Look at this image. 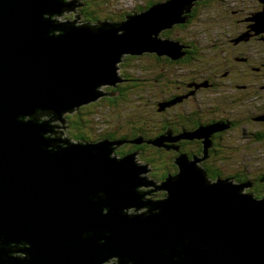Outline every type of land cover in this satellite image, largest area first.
Segmentation results:
<instances>
[{"label": "water", "instance_id": "95a60500", "mask_svg": "<svg viewBox=\"0 0 264 264\" xmlns=\"http://www.w3.org/2000/svg\"><path fill=\"white\" fill-rule=\"evenodd\" d=\"M74 4L0 0V264H264V197L198 164L222 124L148 140L177 151L172 142L204 138V156L177 153V172L159 186L139 175L150 170L137 152L115 154L124 140L62 135L67 113L114 96L99 88L123 81V56L182 55L157 35L183 22L192 0L157 2L121 22L54 18ZM252 19L264 30V11ZM158 190L164 199H144Z\"/></svg>", "mask_w": 264, "mask_h": 264}, {"label": "trees", "instance_id": "16d2710c", "mask_svg": "<svg viewBox=\"0 0 264 264\" xmlns=\"http://www.w3.org/2000/svg\"><path fill=\"white\" fill-rule=\"evenodd\" d=\"M83 1L84 5L88 2V0ZM108 1L109 0H97V4L94 5L92 9L88 10V14L85 17H88L95 22H101L103 20L108 22H121L125 19L129 12L143 11L155 3L154 1H149L144 6L134 7L131 11L123 13L119 18L111 16H104L103 18L96 12L100 10L101 6H105V3H108ZM211 1L215 4L213 8L207 6L208 2ZM89 2L94 4L95 0H89ZM230 2L231 0H194L193 4L189 7H185V11L181 14V17L184 18L183 22L176 23L161 32L162 36L178 41L182 46V55L177 59L172 60L166 55H157L156 53H145L139 55L140 57L125 55L122 57L121 63H119V66L122 68L124 67L122 62H130L134 59L138 60L143 56L153 60V65H151V67H141L139 69L135 68L136 74H133V72L127 73L123 68L121 69V74L124 80L123 82L118 83L114 88H110V90L108 89V92H111L114 96L111 101H105L109 105L107 108L114 109L117 105V100L120 101L119 103L126 102L127 99L124 95L125 91L138 89V92L143 94L146 90H148L149 96L161 99V102L173 101L165 109L167 110L169 116L172 117V120L163 117L164 119H161V122L157 125L158 129L151 135L144 134L148 124L147 121H143L140 126H134L133 124L137 123L135 121H128L131 127H134L132 132H125L124 134L119 135L116 133L115 129V134L113 131L103 132L102 134L100 133L97 135L98 137L96 138H117L124 140V144L118 151L119 154L135 150L144 162L149 163L151 167L160 170L157 177L160 180H163L168 175H174L177 172V168L173 164V159L176 157L177 153L185 154L189 158L193 156L198 158L204 156L203 142L199 138L179 139L180 141H178L175 145L179 148L177 151H174L172 149H166L162 146L148 144V140L163 135L167 131L178 135L184 131L195 132L197 129L211 124H222L223 129H218L209 136L210 146L207 148V157H205V159L201 162L203 168L206 170L208 177L211 179H215L220 176L232 178L236 182L249 183V189L253 190L251 194H253L256 198H261L264 197L263 170L257 168L253 169L251 176H249L250 178H248L246 173L248 171H246L243 164L237 161L238 150L243 148V146L247 149L246 147L249 144H247V142L252 141L253 144L251 145H254L264 139V131L262 130V127H257L258 125L264 123V107L253 105L251 101H249L248 104L245 103L248 96L259 93L257 90L259 89V84L251 85L256 87V89L250 85H246V83L244 85H236L237 88H240V86H244L246 88H243L241 91H237L239 94L236 99L229 98L232 101L227 99L228 97L217 95L212 98V108H205L204 106L198 105L193 99L194 92L199 90H202L203 92L209 91L212 87H218L221 83L211 81L214 78L211 73V70H214L213 65L210 64L208 60L205 61L207 55L205 51L202 50L203 46L198 43L197 40L187 39L188 37L185 38V36H183L184 32L172 37L173 29L180 28L188 30L197 18H200L201 20H197L196 22L205 21L209 18L212 19V17H227V9L229 8ZM82 10L80 9V12H83ZM91 15H93V18ZM238 27L240 31L243 29L241 25H238L237 28ZM225 33L226 31L224 29H219L218 36H224ZM235 33L237 34L235 35L236 38L239 33H237V31ZM244 37L245 36H243L242 39H244ZM245 40L249 41L248 44L251 41H255L264 47V40L260 34H255L253 38L248 36ZM245 46L247 47V45L242 42L237 44L235 43V46L230 47V53H228V55L220 52H214V54L211 55V57L214 56L215 58L214 62H217L220 66L223 65V69L219 71L218 75L221 76L220 79L222 82L227 83L228 81H234L238 78H245V80H250L251 82L257 78H264V70H259L260 66L258 65L261 64V61L256 64L252 61V59H249L248 56L244 55L243 52L245 50ZM199 62L204 64V68H200L198 72H195L198 68V66L195 65ZM248 71H252V75L246 74ZM184 77L188 78L189 81L184 83L182 81ZM262 82H264V79ZM214 83H218V86H213ZM190 84L191 86H189ZM187 94H190V97H187ZM130 102L134 104V100H131ZM231 103L233 106L228 107ZM237 105L239 106L237 107ZM127 110L130 113L133 112V108L126 109L125 111L127 112ZM165 110H163L164 113ZM76 111L77 116L79 114V118L73 120V117H71L72 115H67L65 124L78 131L81 129L82 132L73 133L70 139L75 142L80 140L93 141V137L87 136V130L84 128L88 127V124H92V121H89V117L93 115L94 110L91 109V106H86L83 107V109L79 108ZM115 112L117 114L116 109ZM124 112L121 113L124 114ZM81 115L87 118V120L80 117ZM236 115L241 116L242 118L235 120ZM186 116L188 117V120H182V117L184 118ZM241 121H244V123L247 124V131L243 135L239 128V122ZM76 123L81 125L77 126L78 124ZM152 123L155 122L152 121ZM253 125L255 127H253ZM233 130H236L233 134V142L228 144L224 143L227 142V139L224 141V137L229 136V132ZM137 139H141L142 143L134 145L129 143V141ZM164 144L166 145V143ZM227 163H231V168L235 170L224 172L223 169H220L221 166L223 167ZM158 194L159 197H163L162 192H159Z\"/></svg>", "mask_w": 264, "mask_h": 264}, {"label": "rangeland", "instance_id": "374dc122", "mask_svg": "<svg viewBox=\"0 0 264 264\" xmlns=\"http://www.w3.org/2000/svg\"><path fill=\"white\" fill-rule=\"evenodd\" d=\"M67 1L69 0H65V2ZM149 1H154L155 4L157 3V1L163 2L162 0H109L108 3H105V6H101L100 10L97 11L96 13L100 14V16H102L103 18L104 16L105 17L111 16V17L119 18L122 16L123 13L131 11L134 7L144 6ZM83 2H84L83 0H76L74 4L75 5L74 8H70L66 11H63L61 15L55 16L54 18L57 21H61V22L71 21L75 25H80L84 21L91 23V24H95L94 20L88 17H85V16L88 14V10L92 9L93 6L97 4V0H95L94 4L90 3L89 0L86 5H84ZM192 2H194V0H192ZM207 6L213 8L215 4L213 3V1H211V2H208ZM80 9L81 10L84 9L82 10L83 12H80ZM263 11H264V0H258V1L257 0H231L229 8L227 9V17H218V18L212 17V19L209 18L208 20H205V21L196 22L197 20H201L200 18H197L196 21L193 22V24H191V27L189 26L190 29L188 30L180 29V28L173 29L172 37L184 32L183 36H185V38L188 37L187 39L197 40V42L203 46L202 50L205 51L207 55L205 61L208 60L210 64L213 65L214 70L212 69L213 71L211 70V73L217 76L216 78H213V80L211 81H216V82L221 83L220 86H218L217 88H211L209 91L194 92L193 99L195 100V102H197L198 105L204 106L205 108H212V104H213L212 98L216 97L217 95H223L225 97H228L227 99L229 98L236 99L237 95L239 94L237 93V91H241L239 90V88H237L236 85H244L246 83V85L251 86V85H256V84L260 85L261 83H264L262 82L264 78H257L256 80H252L251 82L250 80H245V78H238L234 81H228L227 83L222 82L220 79L221 76H218V75H219V71L223 69V65L220 66V64H218L217 62H214V59H215L214 56L211 57V55H213L214 52H220L222 54L228 55V53H230L231 46H235V43L237 44V43L242 42L247 45V47L245 46V50L243 52L244 55L252 59L254 58L260 59V61L264 60V47L255 41H251L248 44L249 41L245 40V38H247L248 36L253 37L254 36L253 33L261 34L264 39V30L260 29V31L256 33L251 27L252 25L254 26L256 24V22L252 19L254 17V14H260ZM130 13L132 12H129L128 14ZM181 14H183V12ZM91 17L93 18V15H91ZM244 23L246 24L247 28L243 27V29H241L240 31L239 27L237 28V26L238 25L242 26ZM219 29H224L226 31L224 36H218ZM236 31L237 33H239V35L236 36L235 38V35H237L235 33ZM157 36L159 38L161 37L166 38L162 36L161 33H158ZM243 36H245L244 39H242ZM213 41H216L217 45H212ZM145 53L146 52H144L143 54ZM135 57H140V56L135 55ZM119 63H121V61L117 63L118 66H119ZM122 63L124 64L123 65L124 67L122 68L127 73L133 72V74H136L135 73L136 69H139L141 67H144V68L151 67V65H153V60L143 56L141 59H138V60L134 59V60H131L130 62H122ZM195 66H198L197 70L194 69L195 72L196 71L198 72L200 68L201 69L204 68V64L200 62L197 63ZM122 68L121 66H119V69L117 70L119 72V75L121 76H122L121 74ZM251 73L252 71L246 72V74H251ZM121 78L123 79V77ZM182 81L185 83L189 81V79L184 77ZM150 83H153V82H150ZM105 87L106 86L103 85L99 89L101 91L103 90V92L106 91L105 93H108L109 90L106 89ZM259 91L260 92L258 94L248 96L247 99L245 100V103L248 104V102L251 101L253 105L259 106L263 104L264 103V88ZM261 91H263V93ZM148 92L149 91L146 90L142 94L138 92V89L131 90V91H125L124 95L127 99L126 102L119 103L120 101L117 100V105L114 109L107 108L109 106L107 102L111 101L113 96H101V97L96 98L93 101H90L91 103L90 102L83 103V106L79 107L80 109H83V107H86L89 104V107L91 106V109L94 110L93 115L89 117V121H92V124H88V127L84 128L85 130H87V136L93 137L94 140L91 142H98L102 140V139L96 138L98 137L97 135H99L100 133L102 134L103 132L113 131L115 134V129H116V133L119 135L124 134L125 132H132V129H134V127H131L128 121L137 122L133 124L134 126L135 125L140 126L142 125L141 123L143 121L145 122L147 121L148 124L146 126V130L144 131V134L151 135L153 134L154 131L158 129L157 125L158 123L161 122V119L162 120L164 119L163 117H166V119L169 118L170 120H172V117L169 116L167 110H165L168 106H164L163 109L159 110V106H157V104L161 102V99L153 98V96H149ZM183 94H186V93H183ZM186 96L190 97V94H187ZM131 100H134V104L130 102ZM232 106L233 104H229L228 107H232ZM238 106L239 105H237V107ZM132 108H133V112L131 113L128 110L127 112L125 111L126 109H132ZM115 109L117 111V114L115 112ZM163 110H165V113L163 112ZM76 112L77 111L74 110L72 113H67V115H70V116L72 115L71 117H73V120H76L79 118V114L77 116ZM121 112L122 113L124 112V114H122ZM80 117H82L84 120H87V118H85L83 115H81ZM241 118H242L241 116L236 115L235 120H239ZM152 121H154L155 123H152ZM239 123H241L239 127L240 130L242 132L245 131L247 124H243L244 121H241ZM80 125L81 124H78L77 126H80ZM260 126L262 127V130L264 131V123L261 125H258L257 127L259 128ZM253 127L255 126L253 125ZM235 131L236 130L229 132L230 135L224 137V141L225 139H227V142H224V141L223 142L226 144L233 142V136H234L233 134L235 133ZM80 132H82L81 129L78 131L64 124L62 135L65 139H67V138H71V135H73V133H80ZM201 140L203 141L204 138H201ZM166 143L168 146L171 145V142H166ZM175 144H176L175 142H172V145H175ZM247 144H248V146L246 147L247 149H245L244 148L245 146H243V148L238 150L237 161L244 165V167L246 168V171H248L246 172L247 176L248 178H250L249 176H251V172L255 168L261 169L263 170L262 172H264V159H263L264 158V139H262L261 142H258L254 145H251L253 144L252 141L247 142ZM131 145H134V144H131ZM121 147H122V144H120L118 147L114 149V152L116 155L119 153L118 151ZM134 152L136 151L133 150L132 153ZM138 155L139 154L134 155L136 157L137 162L139 164L145 165L144 163L146 162H144V160L140 158ZM201 162L202 161H199L198 164H201ZM231 165H232L231 163H227L225 164V166L223 167L221 166L220 169L221 170L223 169L224 172L234 171L235 169H232ZM147 170H150V171L141 173L139 175L149 180H153L155 182V185H158L159 182L161 181L157 177L158 174L160 173V170H158L157 168L151 167L149 163H147ZM238 183H241V182H238ZM146 189H152V186H148V187L140 186L137 188V190L143 191V192L146 191ZM252 191L253 190L247 187L241 190V193H252ZM152 194L153 193H151L150 195H144V199L161 200L165 198V197L156 198ZM127 212L130 214L132 213L129 210Z\"/></svg>", "mask_w": 264, "mask_h": 264}, {"label": "flooded vegetation", "instance_id": "af4514ba", "mask_svg": "<svg viewBox=\"0 0 264 264\" xmlns=\"http://www.w3.org/2000/svg\"><path fill=\"white\" fill-rule=\"evenodd\" d=\"M192 4H193V2H192ZM242 27H246V24L244 23L243 25H242ZM247 28V27H246ZM253 35H255L254 33H253ZM261 35V34H260ZM262 36V35H261ZM254 37V36H253ZM253 37H251V38H253ZM212 45H217V42L216 41H214L213 43H212ZM249 59H252V58H250L249 57ZM252 61H254L256 64H258V62L260 61L259 59H252ZM260 67H259V70H261V69H263L264 70V61L263 60H261V64H258ZM213 74V73H212ZM213 76H214V78H216L217 76L215 75V74H213ZM203 81V80H202ZM261 85V86H260ZM259 85V90H262L263 88H264V84H260ZM189 86H191V84L189 85ZM213 86H218V83H214L213 84ZM220 86V85H219ZM251 87H254V86H251ZM213 88V87H212ZM214 88H217V87H214ZM243 88H244V86L242 87V86H240V88H239V90H243ZM255 89H256V87H254ZM190 89V88H189ZM258 90V89H257ZM258 90V91H259ZM212 91V90H211ZM197 92H203L202 90H199V91H197ZM260 92V91H259ZM262 93H263V91H261ZM203 94V93H202ZM171 102H173V101H167V102H164V101H162V102H160V103H162V104H166L165 106H169V105H167V103L168 104H171ZM159 104V103H158ZM158 104H157V106H158ZM232 104V103H231ZM259 106H263L264 107V103L263 104H261V105H259ZM264 112V111H263ZM264 114V113H263ZM182 120H188V117L186 116V117H182ZM232 124H233V122H232ZM235 124V123H234ZM239 124H241V123H239ZM243 124H245V123H243ZM238 125V124H237ZM246 131H247V126H246V129H245V131H241V133H242V135L243 134H245L246 133ZM173 136H176V134H172ZM182 140V139H181ZM178 141H180V140H178ZM178 141H176L175 143H178ZM166 145H167V143H166ZM176 145V144H175ZM164 194H165V192H164ZM153 196H156V195H153ZM156 198H158V197H156Z\"/></svg>", "mask_w": 264, "mask_h": 264}, {"label": "bare ground", "instance_id": "6f19581e", "mask_svg": "<svg viewBox=\"0 0 264 264\" xmlns=\"http://www.w3.org/2000/svg\"><path fill=\"white\" fill-rule=\"evenodd\" d=\"M76 2V0H69V1H67V2H69V3H71V2ZM105 88H107V89H109L110 90V86H108V87H105ZM108 91V90H107ZM106 92V91H105ZM94 105V104H93ZM81 106H83V105H81ZM88 106H89V104H88ZM242 183V182H241ZM156 186H158V185H156ZM152 189H154V187H152ZM146 190H151V189H146ZM159 192H162L163 193V197L164 196H166V191H163V190H158V191H156V192H151V193H153L152 195H156L155 197H159ZM164 192H165V194H164ZM150 193V194H151ZM130 211V212H132L133 213V210H134V208H128L127 209V211ZM146 210V208H143V209H141L140 211H142V212H144ZM113 261H115V257H111V258H108L107 259V261H104V262H102L101 264H111V263H113Z\"/></svg>", "mask_w": 264, "mask_h": 264}]
</instances>
